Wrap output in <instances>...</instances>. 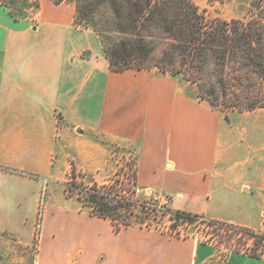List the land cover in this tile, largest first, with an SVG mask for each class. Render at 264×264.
<instances>
[{"label": "crops", "instance_id": "0c3cea01", "mask_svg": "<svg viewBox=\"0 0 264 264\" xmlns=\"http://www.w3.org/2000/svg\"><path fill=\"white\" fill-rule=\"evenodd\" d=\"M38 2L21 19L0 2V232L29 242L46 179L41 264H264L192 235L115 230L65 193L70 175L103 184L132 158L136 185L169 194L170 210L264 232V110L225 112L178 73L115 71L73 3Z\"/></svg>", "mask_w": 264, "mask_h": 264}, {"label": "rangeland", "instance_id": "374dc122", "mask_svg": "<svg viewBox=\"0 0 264 264\" xmlns=\"http://www.w3.org/2000/svg\"><path fill=\"white\" fill-rule=\"evenodd\" d=\"M10 1V0H8ZM29 1V0H28ZM73 3L75 1L70 0ZM203 17L205 30L211 29L215 20L225 21L231 28H239V32H246L248 43L239 44L227 41L223 47L216 46L206 50L205 54L194 52L195 44L191 45L189 53L182 54L176 41L168 34L157 31L152 39L153 51L147 60L148 68H155L161 64L165 68H174L184 78H188L206 99L214 103L225 112L232 110H264V0H191ZM241 6V8H240ZM240 9V10H239ZM239 10V12H236ZM24 11L26 17L36 14L37 8L28 7ZM227 29H229L227 27ZM250 42V44H249ZM167 73H172L167 71ZM134 167V160L127 159L124 168L126 182L127 170ZM123 172V171H122ZM70 177L62 183L65 193L71 198H77L83 209L90 212L92 205L85 199L89 181L76 180L77 186L71 183ZM39 190L34 214L31 217L30 240L27 244L19 242L11 231L0 232V264H41L43 227L45 212L50 196L48 188L51 182L46 179ZM48 185V187H47ZM122 188V187H121ZM120 188V189H121ZM114 188L109 189L112 192ZM26 196H14L15 200H24ZM108 199V196H105ZM106 199V200H107ZM115 222L136 224L166 231L178 236H196L202 241H212L221 254L232 249L226 245L218 230L211 228L197 219L193 223L181 221L172 227L174 221L172 210H155L139 203H132L118 198ZM241 247H251V241L242 240ZM45 242L43 253L48 251ZM264 254V252H263Z\"/></svg>", "mask_w": 264, "mask_h": 264}, {"label": "trees", "instance_id": "16d2710c", "mask_svg": "<svg viewBox=\"0 0 264 264\" xmlns=\"http://www.w3.org/2000/svg\"><path fill=\"white\" fill-rule=\"evenodd\" d=\"M60 2L63 0H54ZM70 1V0H64ZM75 23L91 28L100 38L101 45L110 61V66L115 71L127 68H148L147 60L150 57L153 46L149 39L160 31L177 42L182 54L189 53L191 45L195 44L196 54H205L206 50L222 46L233 41L243 45L248 43L246 32H239V28H231L225 21L215 20L211 29L205 30L203 17L191 0H74ZM8 9L14 19L25 18L24 11L28 7H39L38 0H0ZM227 27L229 29H227ZM157 30V31H156ZM250 44V42H249ZM162 72L178 73L174 68H165L156 64ZM186 80L190 81L188 78ZM192 82V81H190ZM200 98L206 99L200 93ZM211 103L213 100L207 99ZM73 172H71L72 174ZM71 183L77 186L76 179L71 177ZM97 183H92L91 189ZM87 203L92 205L90 213L109 218L115 230L128 223H116L114 214L117 206H111L105 196L86 189ZM174 221L171 226H177L181 221L193 223L197 219L206 220L203 223L220 232L219 235L226 245L232 249L223 254V257L231 251H238L256 257H264V232H259L246 226L228 222L204 219L199 215L183 211H173ZM242 240L251 241V247H241ZM214 244L212 241H209ZM216 246V244H214ZM217 247V246H216ZM218 249V247H217ZM219 250V249H218ZM222 257V258H223Z\"/></svg>", "mask_w": 264, "mask_h": 264}, {"label": "built area", "instance_id": "2783aa9c", "mask_svg": "<svg viewBox=\"0 0 264 264\" xmlns=\"http://www.w3.org/2000/svg\"><path fill=\"white\" fill-rule=\"evenodd\" d=\"M131 167V166H130ZM123 171V172H122ZM126 182H124V168L117 167L113 176L103 184H97L93 189L92 183L85 187L92 192L101 196H108L106 200L109 205L115 206L119 199H124L132 203H139L145 207H150L155 210H169L171 196L160 191H145L143 188L136 185L135 166L127 170ZM114 188L112 192L109 189ZM122 187V188H121ZM121 188V189H120ZM92 208V207H91Z\"/></svg>", "mask_w": 264, "mask_h": 264}]
</instances>
